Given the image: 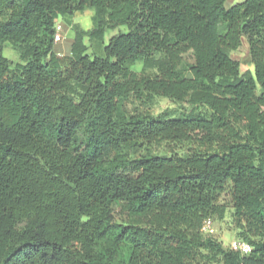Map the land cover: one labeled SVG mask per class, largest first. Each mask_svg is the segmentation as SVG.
Returning <instances> with one entry per match:
<instances>
[{"label": "trees", "instance_id": "16d2710c", "mask_svg": "<svg viewBox=\"0 0 264 264\" xmlns=\"http://www.w3.org/2000/svg\"><path fill=\"white\" fill-rule=\"evenodd\" d=\"M226 1L0 0V264H264V0ZM228 186L247 255L201 232Z\"/></svg>", "mask_w": 264, "mask_h": 264}, {"label": "rangeland", "instance_id": "374dc122", "mask_svg": "<svg viewBox=\"0 0 264 264\" xmlns=\"http://www.w3.org/2000/svg\"><path fill=\"white\" fill-rule=\"evenodd\" d=\"M94 11L91 9L85 10L81 14H75L73 17H66V19H58V25L61 26V38L60 41L55 46V52L59 55L67 54L69 51V46L72 42L73 31L72 27H77L81 30H90L92 27V16ZM127 29L125 26L118 27L114 30H106L104 34L103 44L106 46L111 37L117 34L126 33ZM88 45L87 39L84 41ZM97 53L96 49L88 47L87 54L92 55ZM2 56L9 60L13 65L17 63H21L19 59V54L17 51L13 50L9 44H4L2 50ZM232 57L235 61L240 64V71L243 73L245 71H249L252 75L254 73V69L252 64L248 59L247 47L245 42L242 43L241 48L235 53L232 54ZM185 64L191 63V58L189 55L184 58ZM142 69L141 62H136L131 66V70L135 72H139ZM149 71V70H148ZM188 108L185 105H178L172 103L167 100L158 99L156 101V105L152 108V113L154 115H158L159 113L165 110H176L182 111ZM218 203L225 208V215L222 221L216 219V217H212V238L216 241L220 242L224 249H228L230 244L237 238L236 231L233 229L231 225V213H232V201L229 193V186L220 194Z\"/></svg>", "mask_w": 264, "mask_h": 264}, {"label": "built area", "instance_id": "2783aa9c", "mask_svg": "<svg viewBox=\"0 0 264 264\" xmlns=\"http://www.w3.org/2000/svg\"><path fill=\"white\" fill-rule=\"evenodd\" d=\"M60 31H61V26L56 24V35L54 38V41L56 44L60 41V38H61ZM201 232L203 235H206V236L212 235L213 229H212V221L210 219H207L203 222ZM229 249L234 252H238L242 255H247V254H250L251 252V247L248 244L241 242V241H236V240H234L230 244Z\"/></svg>", "mask_w": 264, "mask_h": 264}, {"label": "crops", "instance_id": "0c3cea01", "mask_svg": "<svg viewBox=\"0 0 264 264\" xmlns=\"http://www.w3.org/2000/svg\"><path fill=\"white\" fill-rule=\"evenodd\" d=\"M243 1L244 0H227L225 6L228 8V7H231V6L235 5V4H239V3L243 2ZM232 54H231V57H232ZM64 55H66V54H64Z\"/></svg>", "mask_w": 264, "mask_h": 264}]
</instances>
